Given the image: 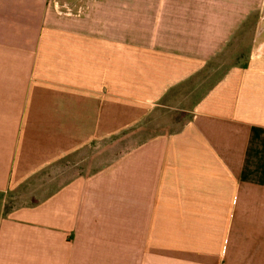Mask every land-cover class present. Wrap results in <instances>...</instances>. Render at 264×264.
Here are the masks:
<instances>
[{"label":"crops","instance_id":"1","mask_svg":"<svg viewBox=\"0 0 264 264\" xmlns=\"http://www.w3.org/2000/svg\"><path fill=\"white\" fill-rule=\"evenodd\" d=\"M80 10L0 0V264H264V0Z\"/></svg>","mask_w":264,"mask_h":264},{"label":"rangeland","instance_id":"2","mask_svg":"<svg viewBox=\"0 0 264 264\" xmlns=\"http://www.w3.org/2000/svg\"><path fill=\"white\" fill-rule=\"evenodd\" d=\"M89 2V0H65L64 2L61 0L59 1L58 0V3H59V8H60V11L62 12V14L64 15H67L68 17H73V16H78L79 12L81 11L80 10V7L83 6L84 4H87ZM136 0H130V3H135ZM232 51L229 50L228 52H226V55L224 56L225 58H228V56H230ZM222 56V57H223ZM227 60L226 59H223V58H219V59H216V61L214 62L215 64L217 65H221L222 63L226 64ZM174 113H167L165 115V119L168 121V120H171L173 119L175 116Z\"/></svg>","mask_w":264,"mask_h":264}]
</instances>
